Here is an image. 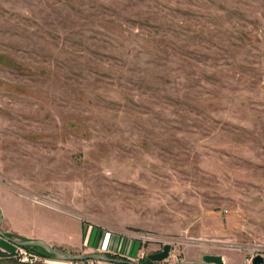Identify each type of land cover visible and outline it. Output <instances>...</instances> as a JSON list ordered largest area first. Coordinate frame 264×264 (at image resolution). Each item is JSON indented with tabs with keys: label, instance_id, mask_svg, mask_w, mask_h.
Listing matches in <instances>:
<instances>
[{
	"label": "rangeland",
	"instance_id": "1",
	"mask_svg": "<svg viewBox=\"0 0 264 264\" xmlns=\"http://www.w3.org/2000/svg\"><path fill=\"white\" fill-rule=\"evenodd\" d=\"M0 211L72 256L264 259V0H0Z\"/></svg>",
	"mask_w": 264,
	"mask_h": 264
},
{
	"label": "water",
	"instance_id": "2",
	"mask_svg": "<svg viewBox=\"0 0 264 264\" xmlns=\"http://www.w3.org/2000/svg\"><path fill=\"white\" fill-rule=\"evenodd\" d=\"M2 222V214L0 211V227ZM0 238L8 243H11L15 245L16 247H37L43 249L45 252L53 256L57 261L61 262H85V261H98V262H106V263H114V264H137L133 263L131 261H123V260H116L111 259L107 257L104 254H93V255H79V256H72L65 254L63 252H59L56 249H54L51 245L44 242L43 240L37 239V240H26V241H18L14 240L8 236H6L0 228ZM170 245H164L162 250L149 254L146 256V260L150 262H161L168 258L169 252H170ZM252 264H263L264 259L262 256H256L251 261ZM175 264H224L222 257L218 255H204L201 257V260L199 261H189V262H180Z\"/></svg>",
	"mask_w": 264,
	"mask_h": 264
},
{
	"label": "built area",
	"instance_id": "3",
	"mask_svg": "<svg viewBox=\"0 0 264 264\" xmlns=\"http://www.w3.org/2000/svg\"><path fill=\"white\" fill-rule=\"evenodd\" d=\"M108 236H110V235L108 234ZM140 239H142V242L143 243H145V242H154V243H162V244H165V242H166V241H164L161 238H157L155 236H151V235H147V234H146V237H140ZM103 247L104 248H107V249L110 248V245L107 244V239H105L104 244H103ZM24 256L27 257L26 256V253H24ZM142 258H143V256H142ZM144 258H146V257H144ZM27 260H28L27 258L21 259L22 262L27 261ZM70 264H73V263H70ZM88 264H114V263H105V262L91 261Z\"/></svg>",
	"mask_w": 264,
	"mask_h": 264
},
{
	"label": "trees",
	"instance_id": "4",
	"mask_svg": "<svg viewBox=\"0 0 264 264\" xmlns=\"http://www.w3.org/2000/svg\"><path fill=\"white\" fill-rule=\"evenodd\" d=\"M22 248H24V249H27V250H30V251H33V250H35V248L33 247H22ZM140 264H152L151 262H149L148 260H146V258H144V260L143 261H141L140 262Z\"/></svg>",
	"mask_w": 264,
	"mask_h": 264
},
{
	"label": "crops",
	"instance_id": "5",
	"mask_svg": "<svg viewBox=\"0 0 264 264\" xmlns=\"http://www.w3.org/2000/svg\"><path fill=\"white\" fill-rule=\"evenodd\" d=\"M2 223V222H1ZM1 244V243H0Z\"/></svg>",
	"mask_w": 264,
	"mask_h": 264
}]
</instances>
